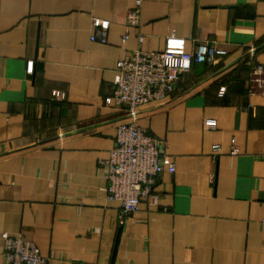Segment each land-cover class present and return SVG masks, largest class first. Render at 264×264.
<instances>
[{"label": "crops", "instance_id": "obj_1", "mask_svg": "<svg viewBox=\"0 0 264 264\" xmlns=\"http://www.w3.org/2000/svg\"><path fill=\"white\" fill-rule=\"evenodd\" d=\"M134 3L0 0V264L3 232L47 264H264V94L247 93L264 65V0H140L129 26ZM95 18L106 43L90 39ZM200 41L227 53L194 63L137 119L175 171L157 178L158 205L120 221L102 164L125 118L105 103L117 61Z\"/></svg>", "mask_w": 264, "mask_h": 264}, {"label": "built area", "instance_id": "obj_2", "mask_svg": "<svg viewBox=\"0 0 264 264\" xmlns=\"http://www.w3.org/2000/svg\"><path fill=\"white\" fill-rule=\"evenodd\" d=\"M140 0L127 12L129 26L139 25ZM93 25L97 30L90 35L92 41L106 43L108 21L95 18ZM129 38L121 37L122 42ZM142 41V36H138ZM253 52V48H250ZM223 48H217L208 42L200 41L191 51L182 48L167 47L163 50H143L137 48L123 55L116 64L112 94L105 97V103L123 110L125 118L115 126L114 144L108 157L102 161L107 179V198L120 202L119 220L138 211L144 200L148 206L159 203L154 191L157 178L164 172L173 173L172 161L164 164L161 154L162 142L147 133L137 124L140 107L145 104L164 101L175 89L181 74L188 71L194 63H211L217 55L226 54ZM33 62H27V72L32 71ZM224 86L219 89V95ZM264 94V65L256 64L248 78L247 93ZM53 96L64 98V93L53 91ZM205 124L216 125L215 119H207ZM231 154L238 148L232 139ZM212 154L221 150L220 144L211 146ZM264 222V219H263ZM4 240L5 264H47L37 245L23 237H12L2 233Z\"/></svg>", "mask_w": 264, "mask_h": 264}, {"label": "water", "instance_id": "obj_3", "mask_svg": "<svg viewBox=\"0 0 264 264\" xmlns=\"http://www.w3.org/2000/svg\"><path fill=\"white\" fill-rule=\"evenodd\" d=\"M84 128H79V129H77L76 130V132H78V131H82ZM65 135H69V133H66Z\"/></svg>", "mask_w": 264, "mask_h": 264}, {"label": "trees", "instance_id": "obj_4", "mask_svg": "<svg viewBox=\"0 0 264 264\" xmlns=\"http://www.w3.org/2000/svg\"><path fill=\"white\" fill-rule=\"evenodd\" d=\"M224 93V92H223ZM223 95V94H222Z\"/></svg>", "mask_w": 264, "mask_h": 264}]
</instances>
